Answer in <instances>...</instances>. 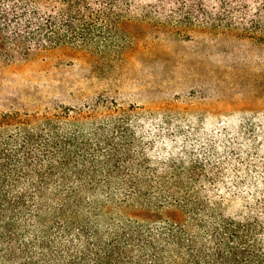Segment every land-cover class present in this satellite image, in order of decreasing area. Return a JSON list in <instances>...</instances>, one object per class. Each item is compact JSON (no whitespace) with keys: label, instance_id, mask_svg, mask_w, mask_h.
<instances>
[{"label":"trees","instance_id":"obj_1","mask_svg":"<svg viewBox=\"0 0 264 264\" xmlns=\"http://www.w3.org/2000/svg\"><path fill=\"white\" fill-rule=\"evenodd\" d=\"M146 36L264 49V0H0V70L63 51L102 81ZM0 106V264H264V134L248 113L182 131L1 75Z\"/></svg>","mask_w":264,"mask_h":264},{"label":"rangeland","instance_id":"obj_2","mask_svg":"<svg viewBox=\"0 0 264 264\" xmlns=\"http://www.w3.org/2000/svg\"><path fill=\"white\" fill-rule=\"evenodd\" d=\"M232 64L243 68L241 76L229 71ZM0 75L10 88L30 92L36 88L64 107L92 105L102 97L124 109L133 107L156 117L171 115L182 131L187 130L189 120L188 129L192 123L196 129L207 126L206 112L230 123L240 121L241 112H245L246 132L255 128L264 134V49L256 46L206 39L188 45L146 36L119 73L102 81L91 79L88 65L63 51L10 66L0 70ZM5 108L0 106V111ZM52 108L46 104L39 111ZM204 113L207 118L197 123ZM168 128L167 134L173 135L176 127L170 124ZM154 129L162 131L161 123H155Z\"/></svg>","mask_w":264,"mask_h":264}]
</instances>
